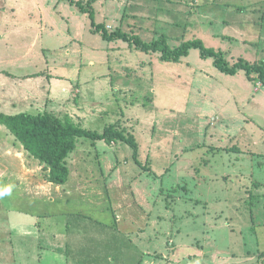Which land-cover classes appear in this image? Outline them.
Segmentation results:
<instances>
[{
	"label": "rangeland",
	"instance_id": "1",
	"mask_svg": "<svg viewBox=\"0 0 264 264\" xmlns=\"http://www.w3.org/2000/svg\"><path fill=\"white\" fill-rule=\"evenodd\" d=\"M93 11L96 23L118 28L114 32L126 33L128 27L135 31L127 32L130 35L145 42L164 38L170 47L201 40L207 48L221 51L230 64L236 63L237 57L251 63L264 38V0H97ZM199 51L194 50L178 63H167L172 77L166 79L179 82L175 86L171 80L149 84L137 80L130 97L115 100L108 95L95 102L100 103V115L80 119V126L103 134L110 124L118 123L119 129L133 132L139 144L138 163L133 148L125 142L109 146L97 140L93 145L94 140L79 139L77 146L86 145L82 148L86 169H82L87 171L88 183H93L88 187L97 193L116 183L119 174L125 187L133 190L141 183L156 189L159 183L165 194L158 198L170 202V211L194 214L187 215L195 221L177 216L169 230L172 241L184 251L203 250L205 257L198 264H259L264 253V204L251 205L250 196L264 201V85L250 80L244 71L234 76L221 72L212 58H202ZM77 103L73 100L54 109L55 116L75 115ZM14 139L8 147L0 145V253L5 248L3 237L10 234V220L22 221L32 214L41 219L63 212L60 219L73 225L76 236L88 238L90 247L110 238L114 230L107 226L106 214H100V203L89 212L83 210L95 204L84 199L78 209L80 202L73 199L69 203L61 201L62 206L39 203L34 207L33 199L19 201H25L20 196L19 173H27L34 187L47 185V171ZM71 155L67 159V186L75 183L79 166H73ZM110 166L117 167L115 171L113 167L112 177L107 174ZM140 175L144 177L133 180ZM4 183H12V188L4 190ZM176 197L186 202L175 205L172 200ZM11 207L26 211L14 213ZM252 220L262 222L261 226L249 227ZM82 221L86 225L83 228ZM167 227L163 225V231H159L166 233ZM130 239L126 238V243L134 246ZM161 239L169 248L170 239Z\"/></svg>",
	"mask_w": 264,
	"mask_h": 264
},
{
	"label": "crops",
	"instance_id": "2",
	"mask_svg": "<svg viewBox=\"0 0 264 264\" xmlns=\"http://www.w3.org/2000/svg\"><path fill=\"white\" fill-rule=\"evenodd\" d=\"M76 2H82L86 8L87 3L92 2L90 6L94 8L97 0H0V45L6 44L0 47V114L49 112L57 115L54 109L78 100L79 103L73 110L75 115L71 114L70 118L79 124L80 119L86 116L100 115V103L95 102L103 97L112 95L115 100L119 96L130 97L137 80H144L147 84L151 81L157 83L158 80L173 81L166 79L172 77V69L167 72V63L172 62L162 61L159 53L131 48L123 40L103 39L100 33L94 31L89 14L83 13L75 5ZM106 28L114 32L115 27L108 25ZM126 29L129 33L135 32L128 27ZM240 37L243 38L244 34ZM180 45L175 43L171 48L175 49ZM194 50L197 49L190 53ZM123 54L128 58L121 59ZM240 59L236 58L238 61ZM261 62H264V38L261 39L257 57L251 63ZM156 77L162 79H154ZM176 84L179 82L173 81V85ZM111 125H116L117 129L120 127L118 123L109 126ZM128 133L134 135L129 130ZM11 138L14 137L7 128L0 125V145L8 147ZM95 143L94 141L93 145ZM108 145L114 146L117 142ZM85 147V144L77 146L71 155L73 166L79 164L75 169V183L72 185L67 186L69 182L57 186L46 180V186L39 184L31 187L32 181H29L27 173H19L20 196L25 199L19 201L25 203L33 199L35 207L39 203L41 206H62L63 202L69 203L72 199L75 202L84 199L95 204L88 205L83 210L89 212L95 211L100 203L102 205L99 209L103 210L100 214H106L107 226L113 228V235L103 238L100 246L90 247L88 238L76 236L73 225L69 226L60 219L63 212L41 219L32 214V218H24L22 221L10 220L12 226L10 234L3 237L5 248L0 253V264H173V261L198 264V260L205 257L203 250L186 252L172 241L173 234L169 229L177 216L185 221L196 219L188 216L187 214H194L186 211L179 215L175 210L170 211V202L158 198V195L165 194L159 183L156 189L141 183L137 185L144 187L137 186L133 190L130 186L125 187L123 178H120L122 175L119 174L116 183L106 186L104 191L97 193L88 187L93 183H88V177L84 174L87 171L83 170L86 169L87 161L82 149ZM5 156L9 158L6 153ZM113 167L108 168L107 174L111 177L117 169L114 167L112 172ZM9 173L11 176V172ZM143 177L136 176L133 180ZM4 184V190L12 188V183ZM9 196L11 195L8 193ZM257 197L259 196H250L251 205L257 202H260L258 205L262 202L264 204L263 199ZM172 201L176 202L175 205L186 202L179 197ZM82 203H78L76 209ZM12 210L19 214L18 211H26L19 208L17 210L16 207H11L10 211ZM261 223L252 220L248 226L253 228ZM166 224V233L160 232L163 231L161 227ZM80 226L83 228L86 225L82 221ZM177 234L181 235V230ZM161 236L170 239L171 247L166 248L161 243ZM126 238H133L134 246L128 245ZM263 256L264 253L260 256L259 264H264Z\"/></svg>",
	"mask_w": 264,
	"mask_h": 264
},
{
	"label": "trees",
	"instance_id": "3",
	"mask_svg": "<svg viewBox=\"0 0 264 264\" xmlns=\"http://www.w3.org/2000/svg\"><path fill=\"white\" fill-rule=\"evenodd\" d=\"M91 3H87L88 8L82 2H76L75 5L83 13L89 14L94 31L100 33L105 40H123L131 48L147 53H159L162 61L174 63L189 56L191 50L197 49L200 50L202 58H212L214 65L221 72L234 76L240 71H244L250 80L259 81L264 85V62L253 64L240 59L236 63L230 64L221 51L207 48L201 40L187 41L173 49L164 38L147 43L135 35L120 30L110 32L104 25L96 23ZM0 125L7 128L27 154L44 164L47 171L46 180L57 186L65 185L69 180L70 169L67 159L76 150L79 139L103 140L108 144L118 141L125 142L133 148L134 159L138 163L139 144L136 138L117 129L116 125L106 127L104 133L100 134L83 129L70 117L59 118L49 112L35 115L30 113L0 114Z\"/></svg>",
	"mask_w": 264,
	"mask_h": 264
}]
</instances>
